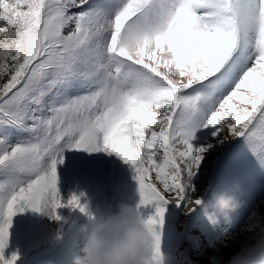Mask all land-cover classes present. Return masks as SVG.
<instances>
[{"label": "snow or ice", "instance_id": "1", "mask_svg": "<svg viewBox=\"0 0 264 264\" xmlns=\"http://www.w3.org/2000/svg\"><path fill=\"white\" fill-rule=\"evenodd\" d=\"M232 142L264 169V0H0V264L25 207L86 212L58 188L66 149L131 166L158 254L170 210L228 233L213 200ZM240 211L242 244L264 202Z\"/></svg>", "mask_w": 264, "mask_h": 264}, {"label": "rangeland", "instance_id": "2", "mask_svg": "<svg viewBox=\"0 0 264 264\" xmlns=\"http://www.w3.org/2000/svg\"><path fill=\"white\" fill-rule=\"evenodd\" d=\"M16 135L26 134L13 131V136ZM224 153L220 168L232 170L231 183L239 182L243 187L246 183L243 177L250 176L263 191L256 190L257 187L253 191V184L247 183L250 185L248 202H264V169L256 166L238 142H232ZM218 171L209 162V176ZM58 175L63 199L66 201L75 194L86 212L79 208H61L58 209L61 220L55 221L42 210L25 207L19 211L13 218L10 244L5 253L6 256L17 253L16 264H70L71 255L98 216L117 211L121 203L134 206L139 199L131 166L114 153L66 149L63 163L58 165ZM243 222L239 211L230 217L229 223L235 227L224 225L228 227L225 234L210 228L203 218L170 210L162 246V253L169 257L166 264H224L245 240L247 234L239 235L238 239L231 236Z\"/></svg>", "mask_w": 264, "mask_h": 264}, {"label": "clouds", "instance_id": "3", "mask_svg": "<svg viewBox=\"0 0 264 264\" xmlns=\"http://www.w3.org/2000/svg\"><path fill=\"white\" fill-rule=\"evenodd\" d=\"M244 195L235 182L215 195L213 207L231 217L244 207ZM168 259L157 253L153 231L140 221L134 206L121 203L117 211L93 221L70 264H166ZM224 264H264V233L242 243Z\"/></svg>", "mask_w": 264, "mask_h": 264}, {"label": "crops", "instance_id": "4", "mask_svg": "<svg viewBox=\"0 0 264 264\" xmlns=\"http://www.w3.org/2000/svg\"><path fill=\"white\" fill-rule=\"evenodd\" d=\"M246 175H249V174H246ZM242 180H244L246 183H245V185H243V189H244V192H245V195H244V200L245 201H248L247 200V196H249L248 194H247V191H250V185L249 184H247V183H252L253 184V186H254V188L253 189H251V190H253V191H255V188H256V190L257 189H259L258 187H259V185L257 184V183H255L251 178H250V176H245V177H243V179ZM259 190H261V191H263V187L261 188L260 187V189ZM258 190V191H259ZM258 191H256V192H258ZM256 194V193H255Z\"/></svg>", "mask_w": 264, "mask_h": 264}]
</instances>
